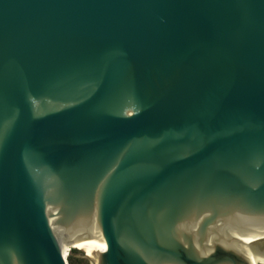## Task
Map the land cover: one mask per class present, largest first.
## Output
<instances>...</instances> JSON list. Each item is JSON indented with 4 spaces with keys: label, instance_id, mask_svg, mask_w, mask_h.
<instances>
[{
    "label": "water",
    "instance_id": "obj_1",
    "mask_svg": "<svg viewBox=\"0 0 264 264\" xmlns=\"http://www.w3.org/2000/svg\"><path fill=\"white\" fill-rule=\"evenodd\" d=\"M264 264V0H0V264Z\"/></svg>",
    "mask_w": 264,
    "mask_h": 264
},
{
    "label": "flooded vegetation",
    "instance_id": "obj_2",
    "mask_svg": "<svg viewBox=\"0 0 264 264\" xmlns=\"http://www.w3.org/2000/svg\"><path fill=\"white\" fill-rule=\"evenodd\" d=\"M69 264H93L84 252L75 251L70 257H68Z\"/></svg>",
    "mask_w": 264,
    "mask_h": 264
}]
</instances>
